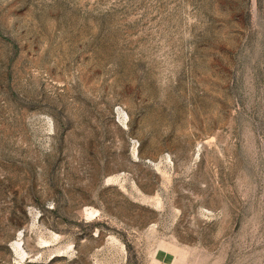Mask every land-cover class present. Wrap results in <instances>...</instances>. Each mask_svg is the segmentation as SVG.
<instances>
[{
  "label": "rangeland",
  "instance_id": "1",
  "mask_svg": "<svg viewBox=\"0 0 264 264\" xmlns=\"http://www.w3.org/2000/svg\"><path fill=\"white\" fill-rule=\"evenodd\" d=\"M264 264V0H0V264Z\"/></svg>",
  "mask_w": 264,
  "mask_h": 264
},
{
  "label": "crops",
  "instance_id": "2",
  "mask_svg": "<svg viewBox=\"0 0 264 264\" xmlns=\"http://www.w3.org/2000/svg\"><path fill=\"white\" fill-rule=\"evenodd\" d=\"M156 258H157V260L159 262L164 263V264H177V261L176 260L170 261L164 255L162 257H159V256L157 257L156 256Z\"/></svg>",
  "mask_w": 264,
  "mask_h": 264
}]
</instances>
